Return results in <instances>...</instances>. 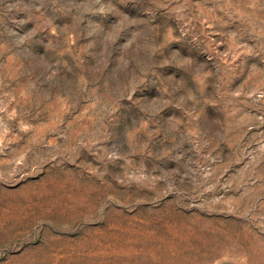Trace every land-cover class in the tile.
I'll list each match as a JSON object with an SVG mask.
<instances>
[{
  "label": "rangeland",
  "instance_id": "1",
  "mask_svg": "<svg viewBox=\"0 0 264 264\" xmlns=\"http://www.w3.org/2000/svg\"><path fill=\"white\" fill-rule=\"evenodd\" d=\"M0 264H264V0H0Z\"/></svg>",
  "mask_w": 264,
  "mask_h": 264
}]
</instances>
